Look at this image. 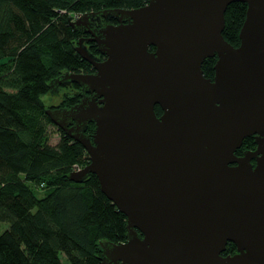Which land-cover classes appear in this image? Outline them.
<instances>
[{
  "label": "water",
  "instance_id": "obj_1",
  "mask_svg": "<svg viewBox=\"0 0 264 264\" xmlns=\"http://www.w3.org/2000/svg\"><path fill=\"white\" fill-rule=\"evenodd\" d=\"M235 2L238 46L223 36ZM72 25L90 35L76 51L94 72L52 80L51 95L77 84L81 99L46 112L89 154L69 179L96 175L127 217L125 242H100L102 264H264V0H148ZM247 137L256 148L237 156Z\"/></svg>",
  "mask_w": 264,
  "mask_h": 264
},
{
  "label": "trees",
  "instance_id": "obj_2",
  "mask_svg": "<svg viewBox=\"0 0 264 264\" xmlns=\"http://www.w3.org/2000/svg\"><path fill=\"white\" fill-rule=\"evenodd\" d=\"M148 0H0V264H102L100 242H125L127 217L90 175L82 183L70 173L90 163L87 150L61 130L47 114L49 84L64 73H92L93 66L76 51L83 31L77 15L106 9H135ZM247 4L235 2L225 13L224 38L240 44ZM90 51L100 54L96 43ZM216 57L202 69L213 77ZM60 106L81 99L72 84ZM156 113L161 115L159 106ZM60 140L49 144V128ZM90 124L86 134L94 131ZM256 148L244 139L237 156ZM36 187V192L33 188ZM44 190V191H43ZM40 192V193H38ZM229 242L223 255L236 253Z\"/></svg>",
  "mask_w": 264,
  "mask_h": 264
},
{
  "label": "rangeland",
  "instance_id": "obj_3",
  "mask_svg": "<svg viewBox=\"0 0 264 264\" xmlns=\"http://www.w3.org/2000/svg\"><path fill=\"white\" fill-rule=\"evenodd\" d=\"M79 17H80V15H77L76 17H74L75 19H73V20L76 21ZM114 25H116V24H114ZM84 45L88 46L86 43H84ZM76 46H79V41L76 43ZM72 93H73L72 88H70V90L68 88H60L58 93H56L54 95L53 94L52 95L51 94L46 95L45 104H46L47 109L54 108L56 106L57 107L60 106L64 100V97L66 95H72ZM64 108H67V107H64ZM49 134H50L49 144L50 145H56L60 140V134H61L59 132L58 128L54 127V126H50ZM76 171H79V169H77ZM33 189L36 192L38 191V189L36 187H34ZM38 193H40V192H38ZM5 227H6V224L0 222V232L3 231Z\"/></svg>",
  "mask_w": 264,
  "mask_h": 264
},
{
  "label": "flooded vegetation",
  "instance_id": "obj_4",
  "mask_svg": "<svg viewBox=\"0 0 264 264\" xmlns=\"http://www.w3.org/2000/svg\"><path fill=\"white\" fill-rule=\"evenodd\" d=\"M110 20V22L112 23V24H116V25H118L119 24V21L116 19V18H109ZM108 20L106 19V18H101V19H97L96 20V22H95V24H91L92 26H96V27H98V28H100L103 24H106V22H107ZM124 23H126V21H124ZM89 27V26H88ZM83 37H90V35L89 34H85L84 32H83ZM84 43H86L87 45H88V43H95V42H92V41H84ZM89 49H90V45H88L87 46ZM100 60H104L105 59V57L103 56V55H101V54H97L96 55ZM68 87H70V86H68ZM63 88V87H62Z\"/></svg>",
  "mask_w": 264,
  "mask_h": 264
},
{
  "label": "built area",
  "instance_id": "obj_5",
  "mask_svg": "<svg viewBox=\"0 0 264 264\" xmlns=\"http://www.w3.org/2000/svg\"><path fill=\"white\" fill-rule=\"evenodd\" d=\"M80 170V169H79Z\"/></svg>",
  "mask_w": 264,
  "mask_h": 264
}]
</instances>
